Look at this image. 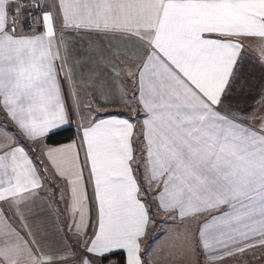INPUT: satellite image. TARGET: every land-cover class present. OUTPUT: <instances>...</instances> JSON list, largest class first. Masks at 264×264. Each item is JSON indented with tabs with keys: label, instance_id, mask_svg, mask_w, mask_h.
<instances>
[{
	"label": "snow or ice",
	"instance_id": "1",
	"mask_svg": "<svg viewBox=\"0 0 264 264\" xmlns=\"http://www.w3.org/2000/svg\"><path fill=\"white\" fill-rule=\"evenodd\" d=\"M258 253L264 0H0V264Z\"/></svg>",
	"mask_w": 264,
	"mask_h": 264
},
{
	"label": "crops",
	"instance_id": "2",
	"mask_svg": "<svg viewBox=\"0 0 264 264\" xmlns=\"http://www.w3.org/2000/svg\"><path fill=\"white\" fill-rule=\"evenodd\" d=\"M261 259H264V258L260 257V255H259V253H258V254H257V260L260 261ZM233 264H234V262H233Z\"/></svg>",
	"mask_w": 264,
	"mask_h": 264
},
{
	"label": "rangeland",
	"instance_id": "3",
	"mask_svg": "<svg viewBox=\"0 0 264 264\" xmlns=\"http://www.w3.org/2000/svg\"><path fill=\"white\" fill-rule=\"evenodd\" d=\"M257 264H260V261L257 260Z\"/></svg>",
	"mask_w": 264,
	"mask_h": 264
}]
</instances>
